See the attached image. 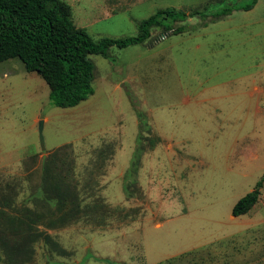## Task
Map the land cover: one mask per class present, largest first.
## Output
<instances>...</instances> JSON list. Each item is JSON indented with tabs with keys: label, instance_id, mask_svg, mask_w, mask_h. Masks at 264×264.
<instances>
[{
	"label": "rangeland",
	"instance_id": "1",
	"mask_svg": "<svg viewBox=\"0 0 264 264\" xmlns=\"http://www.w3.org/2000/svg\"><path fill=\"white\" fill-rule=\"evenodd\" d=\"M64 1L98 40L224 0ZM180 25L90 56L94 92L73 108L0 63V264H264V0Z\"/></svg>",
	"mask_w": 264,
	"mask_h": 264
},
{
	"label": "trees",
	"instance_id": "2",
	"mask_svg": "<svg viewBox=\"0 0 264 264\" xmlns=\"http://www.w3.org/2000/svg\"><path fill=\"white\" fill-rule=\"evenodd\" d=\"M256 3L257 0H224L189 13L164 8L142 20L136 36L94 40L84 29L75 27L72 9L64 0H0V63L17 59L26 72L36 73L45 82L53 106L73 108L94 92L90 56L107 59L112 47L125 49L144 44L152 29L179 35L186 27L175 26L177 23L192 18L215 22L234 11H250ZM137 159L133 154L131 166ZM262 182L236 202L231 211L233 218L247 214L258 202ZM54 185L61 190L57 182Z\"/></svg>",
	"mask_w": 264,
	"mask_h": 264
},
{
	"label": "water",
	"instance_id": "3",
	"mask_svg": "<svg viewBox=\"0 0 264 264\" xmlns=\"http://www.w3.org/2000/svg\"><path fill=\"white\" fill-rule=\"evenodd\" d=\"M42 128H43V122L40 121L38 123L39 140H40L41 148H42V150H44V148H43V138H42V134H41L42 133Z\"/></svg>",
	"mask_w": 264,
	"mask_h": 264
},
{
	"label": "crops",
	"instance_id": "4",
	"mask_svg": "<svg viewBox=\"0 0 264 264\" xmlns=\"http://www.w3.org/2000/svg\"><path fill=\"white\" fill-rule=\"evenodd\" d=\"M72 9V8H71ZM72 17H73V13H72Z\"/></svg>",
	"mask_w": 264,
	"mask_h": 264
}]
</instances>
